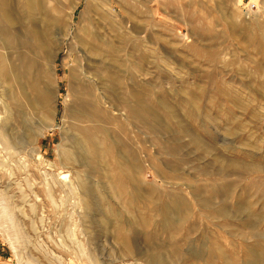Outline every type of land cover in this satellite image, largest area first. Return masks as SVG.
<instances>
[{
    "label": "rangeland",
    "instance_id": "1",
    "mask_svg": "<svg viewBox=\"0 0 264 264\" xmlns=\"http://www.w3.org/2000/svg\"><path fill=\"white\" fill-rule=\"evenodd\" d=\"M61 1L68 6L76 2V0ZM91 2L93 6L89 17L92 18L95 26L80 20V13L85 6V0H81L73 17V23L82 22V25H76L78 28L76 35L83 37L79 28L86 26L93 31L98 30L101 35L104 34L105 40L115 46H120L114 39L118 33L136 40L140 48L137 54L128 49H123L120 54L122 60L129 63L131 70H126L128 68L126 66L121 68V71L126 70L133 74L136 82L133 84L125 75L124 81L115 90L125 97H129L132 91L138 92L162 119H165V113L159 106V101L166 102L174 109L191 132L200 136L202 141L211 147L207 155H201L191 147L186 149L191 164L205 165L211 161V155L215 156L218 152L223 156L222 159L232 158L246 163L252 162L249 157L252 146L258 148L259 156L257 155L255 161L264 162V73L261 75L258 70L260 67L264 69V0H92ZM134 31L139 32V36ZM74 43L75 40L72 38L67 39L63 50L57 54L54 64L49 66L52 73V106L56 109L53 129L44 133V136L35 143L20 146L10 155L6 153L9 156L5 154L7 151L0 148V155L4 160L3 167L0 168V192H5L4 194L12 200L14 205L12 214L19 226L18 236H22L20 241L17 240L12 223L2 216L0 203V264H28L29 261L30 264H147L145 260H137L133 256L124 257L121 247H115L114 242L110 243L101 225L95 222L97 214L93 215L94 220H92L93 216L91 217L92 219L89 220L91 223L86 221L88 218L85 219L83 212L74 205L72 192L55 190L52 193V197L54 196L52 199L55 201L46 197L47 179L50 178L43 176L45 172L58 174L62 171L68 174L69 179L76 174L84 175V170L76 165H71L69 170H58L56 154L62 142L59 127L62 126L63 102L66 99L70 100L69 69L75 65L72 62L73 57L78 54L75 49L72 52L70 50V47L76 45ZM141 55L144 59L140 57ZM6 86L4 82L0 85V97L3 87ZM110 87V84L101 86L97 95L106 96V99L109 98L112 102ZM221 91L229 92V98H226ZM236 96L241 100L246 111L234 106ZM102 109L105 108L102 106ZM111 115L109 117L117 118L119 123L116 121L105 125L114 133L116 132L114 129L118 126L122 127L124 133L119 139H129V126L125 121V115L120 117L117 112H112ZM168 124L172 125L170 128L173 132L178 130L173 124ZM226 127L237 129L235 132H238L239 137L227 136L224 133ZM138 129L140 133H134L136 138L132 146L138 152L143 167L142 178L145 181L143 180L142 188L155 187L157 191H165L172 197L182 196L191 205L190 221L185 229L194 225V230L189 231L188 241L177 244V247H181L180 249L185 253L204 247L208 252L209 250L213 252L215 264H222L218 257L220 252L234 255L238 264L246 262L244 249L251 244V241L244 244L240 240L231 239L229 235L233 233L231 230L217 226L223 224L222 219L213 212L200 211L188 194L189 191L182 184L178 187L173 186L172 189L158 178V173L165 179L174 176L166 168V163L169 162L177 168L180 165L179 168L191 172L190 174H194L190 169L195 166L189 163L184 165L166 156L163 148L166 146L165 138L154 137L144 127ZM98 139L101 141L102 136L98 135ZM187 141L188 139L184 138V142ZM38 153L42 161L37 158ZM90 180L97 182V178ZM183 182L186 184L197 182L198 186L210 183L217 187L225 181L220 177L195 175L194 178L186 177ZM238 182L233 196L228 200V205L234 207L237 196H240L241 200L247 199L255 204L256 198H249L247 195L264 189V175L245 176ZM248 186H252L251 189ZM206 197L211 198V195L207 193ZM165 199L170 200L165 197L161 200L165 201ZM214 203H218V199H215ZM31 204H35L36 209H31ZM259 209L261 208L255 206L254 214L259 215ZM146 214L145 211L144 215ZM262 214L264 215L261 212L260 215ZM158 220L159 217L154 218V221ZM93 224L95 228L92 227ZM87 225L90 228H87ZM262 228L264 229V222ZM90 231L92 234L97 231L96 235L91 236ZM159 239L160 242L166 241L161 233ZM174 248L176 247H167L166 250L171 251ZM83 249L87 251L86 255ZM92 255L96 258L95 263L90 260ZM262 255L264 257V251ZM86 257H90L89 260ZM190 263L191 261H187V264ZM178 264L183 263L179 261Z\"/></svg>",
    "mask_w": 264,
    "mask_h": 264
},
{
    "label": "bare ground",
    "instance_id": "2",
    "mask_svg": "<svg viewBox=\"0 0 264 264\" xmlns=\"http://www.w3.org/2000/svg\"><path fill=\"white\" fill-rule=\"evenodd\" d=\"M91 1L85 0L80 20L87 21L88 25L91 24L94 27V21L89 17L93 6ZM80 3L81 0H76L68 6L61 0H0V85L3 82L7 85L6 88L3 87L0 97V148L7 151L5 154L10 155L13 150L35 143L44 136V133L53 129L56 109L52 106V73L49 66L54 64L57 54L63 50L65 41L72 38L76 45L70 47V50L72 52L75 49L78 54L74 57L71 56L75 65L69 69L68 75L70 100L66 99L63 102L62 126L59 127L62 142L56 153L57 166H59L58 170H69L71 165H76L84 170V175L83 173V176L76 174L69 179L68 174L62 171L58 174L45 172L43 176L50 178L47 179L46 197L55 201L52 199L54 198L52 193L55 190L72 192L74 195L71 194V196L73 195L75 200L74 205L83 212L85 219L88 218L86 221L97 214V219L93 216L92 220L95 218V222L101 225L105 237L110 243L114 242L115 247H121L123 254L121 251L120 253L124 257L133 256L137 260H145L147 264H178L179 261H182L183 264H187V261H191L190 264H215L212 257L213 252L210 250L208 252L204 247L187 253L181 250V247H177L179 243H186L189 239V231L194 230V225L185 229L190 221L191 205L182 196L172 197L165 191H157L155 187L142 188L145 181L142 178L143 167L138 152L132 146L136 138L134 133H140L138 127H144L154 137L165 138L166 146L163 148L166 156L186 165L192 163L189 160V153L185 152L186 149L191 147L201 155H207L211 150L210 145L205 144L200 136L192 133L188 125L180 119L178 113L166 102L157 101L165 113V119H162L138 92H130L129 97L116 92L115 88L122 84L125 75L133 84L136 82L133 74L126 71H131L129 63L124 62L120 54L123 49L131 50L130 52L137 54L140 48L136 40L129 39L123 33H118L114 37L120 46L110 44L105 40L104 34L101 35L95 28L93 31L86 26L79 28L83 37H78L76 35L77 26L82 22L73 23V17ZM74 26L76 27L73 30ZM134 32L139 36V32ZM127 56L129 55L127 54ZM142 59L144 58L142 57ZM124 67L126 70L121 71V68ZM262 68H258L261 75L264 73ZM1 81L3 82L1 83ZM106 84H110L113 88H109L113 96L112 102L109 98L106 99V96L97 95L100 87ZM117 90L119 91V89ZM221 92L226 98H229V92ZM114 103L117 105L115 106ZM233 104L245 109L244 111L247 110L237 96L234 98ZM102 106L105 109H102ZM112 112H117L120 117L125 115V121L129 126V139H119L124 133L122 127L118 126L114 129L115 133L112 130L115 135L113 137L111 129L105 125L117 121V118H111ZM117 123L119 122L117 121ZM168 123L176 126L178 130L173 132L170 128L172 125L170 126ZM85 124L87 125L85 126ZM235 131L237 129L226 127L224 133L227 136L238 138L239 134ZM98 135L102 136L101 141H99ZM184 138L188 139L187 143L184 142ZM250 148L252 151H249V157L252 162L246 163L232 158L222 159L223 156L218 152L215 156L211 155V161L205 165L191 164L195 167L190 171H193L195 175L224 179L225 182L217 187L210 183L201 186H198L197 182L186 184L183 182L186 177L194 178L195 175L179 168L180 165H177V168L172 162L166 163V168L174 176L167 180L158 173V178L165 185H170L172 189H174L173 186L178 187L179 184H182L189 191L188 194L200 211L213 212L222 219L223 224L217 226H220L221 229L231 230L233 232L229 234L231 239L240 240L244 244L251 241V244L244 249L247 260L242 264H264L262 255L264 251V229L262 228L264 215H260L261 212L264 213V189L247 195L249 198H256L255 204L247 199L241 200L240 196H237L234 207L228 205V200L233 196L239 180L245 176L260 177V175H264V162L255 161L258 148L255 146ZM8 154L6 155L9 156ZM37 158L42 161L41 155ZM3 164L4 160L0 155V168L3 167ZM91 178H97V182L91 181ZM251 187L248 186L249 189ZM58 192L60 193V191ZM4 193L0 192L1 213L4 218L8 219V222L12 223L16 238L19 240L22 236L20 233V237L18 236L19 226L12 214L14 205L10 197ZM207 193L211 195V198L206 197ZM164 197L170 200H161ZM215 199H218V203H214ZM255 206L261 208L259 215L253 212ZM30 207L36 209L35 204H31ZM143 210L147 212L146 215ZM155 217H159L160 220L154 221ZM80 219L82 220V218ZM89 225L87 228H90L91 225ZM93 225L92 227L95 228ZM83 227L85 226L83 225ZM95 232L97 231L93 233L95 234ZM90 233L92 234L91 231ZM160 233L165 236L166 241L160 242ZM68 236L71 235L68 234ZM61 239L60 242L63 240ZM90 240L92 241L91 238ZM72 242L74 243V241ZM167 247L176 248L167 251ZM83 251L85 252V249ZM218 257L222 264H238L234 255H225L220 252ZM89 258L87 259L89 260ZM91 258L92 262L96 259L93 255ZM29 262L28 264H30Z\"/></svg>",
    "mask_w": 264,
    "mask_h": 264
}]
</instances>
